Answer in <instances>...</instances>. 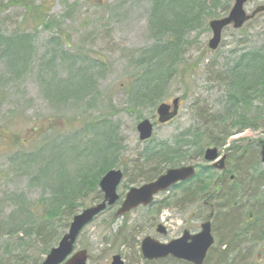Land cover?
<instances>
[{"label": "rangeland", "instance_id": "374dc122", "mask_svg": "<svg viewBox=\"0 0 264 264\" xmlns=\"http://www.w3.org/2000/svg\"><path fill=\"white\" fill-rule=\"evenodd\" d=\"M202 2L209 9H214L212 3L216 2L229 7L224 13L222 11L226 7L223 5L217 8L216 14L207 12L209 15L205 14L206 17L196 24V29L182 32L184 39L176 42L181 55L176 70L174 68L170 76L165 65L154 62L149 66L152 73L163 70L165 85L157 91V96L142 98L144 105L135 107L128 92L132 88L137 92L138 86L143 87V82L134 78L138 75L143 77L144 70L138 66L140 56L159 42L155 27L151 25L153 0H26V3L23 0H0V32L7 36L22 32L34 35L30 43L33 55L27 68L19 64V68L16 65L18 71L11 69L7 59L3 58L4 49H0V223H7L0 231V264H12L9 262L12 258L4 254L7 253V245L16 247L11 251L17 259V254L27 251V244L32 241L33 235L23 233L25 230L20 229L18 234L10 233L14 227L11 221L8 223V217L21 210V202L31 205L36 218L41 220L44 208L39 201L42 185L33 181L32 173L38 168L31 162L38 149L44 145L52 146L53 139L64 141L69 147V150L66 148L69 151L66 161L70 163L72 153L79 154V150L71 149L72 144L91 151L97 144L109 143L106 136H101L105 131L102 127L105 117L111 128L107 136L112 146L116 143L120 148L116 159L114 156L108 159L117 163L118 168L123 166L122 158L125 160L123 164H128L127 173L118 187L120 201L131 186L149 181L141 180L139 176L152 170L156 164L154 161L160 162L159 168L164 169L163 172L169 167L192 164L198 167L200 175L189 183L161 192L153 205L139 207L124 217L114 215L120 202L97 216L85 227L76 245L78 249H88L90 264H111L112 257L117 254L124 257L126 264H146L139 246L144 237L154 236L166 242L182 235L185 228L199 230L206 216L210 215L209 206L204 204V193L198 192L188 199L185 196L198 184H210L213 191L214 182L222 174L204 159V151L209 147H217L221 155H228L226 165L231 173L221 185L218 199L213 202L216 212L212 231L216 243L205 264H250L255 258L258 264H264V240H257V230L250 226V222L257 219L254 216L258 210H252L253 216L248 219L250 209L264 201V182H248L253 179L248 180L249 177L257 176L255 170H264L260 153L264 141V99L253 98V105L245 112L252 125L242 132H236L234 121L237 113L242 111L236 108L229 111L231 104L227 100L233 89L231 81L237 79L232 69L241 59L243 71L237 72L239 79L252 76L247 80L252 82L264 73V57L255 64L253 59L250 60L252 53L260 57L264 53V11L239 29L229 25L222 33L218 49L213 50L208 46L213 37L208 22L227 16L235 2ZM260 4H264V0H249L245 9L249 12ZM210 13L213 14L210 16ZM170 40L173 42L177 38ZM56 54L58 57L52 60ZM243 54L249 56L243 58ZM78 71L90 74L89 94L58 96L54 89L57 86L64 91L74 86L73 93L78 92L75 85L79 81L76 79ZM254 71L258 74L256 77ZM259 81L264 82V77ZM81 89L88 91L83 86ZM255 91L250 89L252 97L257 96ZM177 96L180 98L178 117L166 124L159 123L158 105L170 103ZM145 118L156 127L154 137L142 142L136 125ZM194 132L206 140L205 143L201 141L202 147L191 144L195 137L191 133ZM226 132L233 134L222 143ZM162 145L169 146L168 150L182 148L184 160L168 165L158 158V154L151 155L156 160L147 162L144 154L147 148ZM237 146L242 149L247 146V165L242 170L237 165ZM200 152L202 156H199ZM39 163L40 160L36 162ZM131 175L138 180L136 183L129 180ZM230 175L238 177L236 185H231ZM228 192L236 198L235 205L239 210V220L230 228L232 233H242V229L248 227L252 231L240 236L238 241L241 245L227 260H222L218 256L222 251L220 239H223L218 217L228 214L233 205L232 200L224 204ZM182 198L184 201L180 200ZM78 202L81 205L77 206V212H80L98 200L88 193ZM161 223L166 226L167 234L157 232ZM64 227L57 229L58 237H55L53 246L69 228ZM36 242L38 246L29 249V262L43 260L45 256L41 255V242Z\"/></svg>", "mask_w": 264, "mask_h": 264}, {"label": "trees", "instance_id": "16d2710c", "mask_svg": "<svg viewBox=\"0 0 264 264\" xmlns=\"http://www.w3.org/2000/svg\"><path fill=\"white\" fill-rule=\"evenodd\" d=\"M23 1L24 3H26V0ZM153 1L154 8L152 9L151 13V25L153 24V26L155 27L156 38L159 42L153 46L152 50L144 51L140 56L141 62L138 64V66L141 67L142 71L144 70L143 77L138 75L134 78L136 79V81L141 80L143 82V87L138 86L137 92H133L134 88H132L133 90L129 89L128 92L135 107L144 105L142 102V98L144 100V98L157 96L159 94V92L157 91L162 89L165 85L164 83L166 81V78L162 80L163 76L165 75L163 74V72H161L163 70L158 69L157 72L152 73V71L148 69L149 66L154 64V62H158L161 65H165L166 70H169L168 75L170 76L172 72H174V68L176 70V65L179 62L178 58L181 55V52L179 51L180 48L176 45V42L184 39L182 32H185V30L196 29V24L203 18H205L206 15H209L207 12H214L216 14L217 8L223 5L220 2H216L214 4L212 3L214 9H209L208 6H206L205 8V3H203L202 0ZM223 6H225L226 8H224L222 12H227L229 5L226 4ZM211 14L213 13H210V16ZM168 38H177V40L172 42ZM33 39L34 35L31 36L30 34L25 32H22V34L18 35L11 34V36H7L0 32V49H4L3 58L7 59V62L11 69L18 71L20 65L26 68L30 66V59L33 55V48L30 43L33 41ZM58 55L59 54H56L54 57H52V60H55ZM242 56L243 58H246V56L249 55L243 54ZM250 57V60H254V64L259 63L258 61L262 60L261 58L264 57V53L261 57L260 55L256 56L254 55V53H252ZM15 61H19V63L17 64L15 63ZM241 63L242 59L239 64L237 63V66H234L235 69H232V74H234V77H236L237 79L236 81H231V85L233 86L234 90H231V93L228 95L227 99L231 104L229 111L235 110L233 108H236L237 111H242L237 113L234 120L236 124V132H242L248 126L252 125V122H249L247 120L245 112L248 111V107L253 105V98H259L262 100L264 99V82L259 81V79H263L264 73L260 77V75H258L254 71V77H256L257 75L258 76L257 80L254 79L252 82L247 81L249 78H252V76L248 78L241 76V78L239 79V76H237V72L243 71V67L242 65H240ZM16 65L18 66V68L16 67ZM247 66L252 67L249 66V64ZM88 73L89 72L83 71H78V73H76V79L80 81L75 84L78 86L76 89L78 90L77 93H73L74 86H69L70 90L68 91L67 87V89L65 90L66 92L61 87L57 86L54 87L57 95L67 97L68 95L69 97L70 95H78L77 97H80L81 95H88L90 91L88 85V79L90 74ZM20 75L21 74L19 73V76ZM168 75L166 76L168 77ZM234 83L235 85H233ZM82 86L88 91L81 89ZM253 88L256 90L255 92L257 93V96L255 97H252V95L250 94V89L253 90ZM108 123V119L106 117L105 119L103 118L102 127L105 129V131L102 133L101 136H106V139L109 141V143H104L101 146L97 144V146L93 147L91 151L87 149L83 150V147L79 149V147L72 144L71 149L75 148V150H79V154L77 155L72 153L70 163L66 161L67 154L69 152V147L64 141L53 139V142L51 143L52 146L48 147V145H44L43 147H40L38 149L31 162L34 163L32 164L33 166L38 168V170L32 173L33 181L37 182V184L40 183V185H42V192L40 194L39 201L44 204V208L41 212V215L40 213H37V215L41 216V220L36 218L31 205H26L25 202H21V210H19L18 213L14 212L15 214H11L8 217V223L9 221H11V223H13L12 227H14L13 229H11V235H13L14 233H20L18 232L20 229L25 230L23 231V233L28 234L29 236H31V234L33 235V237L31 238L32 241L27 244V251H24L25 249H22V251H24V253L22 254L19 250L20 252L16 256L18 257L17 259L12 255L13 251H11L13 248L16 247L7 245L5 249L7 253L4 254H8L9 258H12L9 262H12V264H40L42 262V259H39L40 261H35L32 259L34 262H29L28 259V257H30L29 249L34 248L32 246H38V243L36 241L41 242V255H46L53 247L55 237H58L57 229L63 226H69V223L73 219L74 214L77 213V206L81 205L78 202L79 199H84V196H87L88 193H91L93 196H95L98 201L103 199V193L100 191L99 188V180L107 170L117 166V163H112L108 158L110 156H114V159H116L120 151V148H117L118 146L116 143L112 146L111 139L109 138V136H107L108 131H110L111 129L110 127H108ZM191 134L193 135V137L195 136L194 140L192 141L193 143L191 144L194 146L202 147L201 141L205 143L206 140H204L202 136H200L196 132ZM232 134V132H226L222 143L226 141L227 137L232 136ZM168 147L169 146L164 145L158 148L148 147L147 150L144 152L146 158H148L147 162H150V160L153 159L151 158V155L158 154L160 156L158 158L163 159V163H168V165H176V163H179L182 159L184 160L185 154L183 153L185 152L181 150L182 148L173 147L172 149L168 150ZM245 147L246 148L242 149L237 146L235 150V154H238L239 157L237 162V165H240V167L238 168L239 170H242L243 167H246L247 165V152H245L247 146ZM162 148H166L165 151L161 150ZM199 156H202V152L199 153ZM176 157L178 159H176ZM38 160H40L41 164H36ZM153 160H156V158ZM175 160L178 161L175 162ZM121 162L123 164V161ZM154 163L156 164L153 166L152 170L148 171V173L145 175L142 174L141 176H139L141 180H152L164 171V169L159 168L160 162L158 163V161H154ZM127 168L128 164L125 169V174L127 173ZM255 172H257L255 174L257 176L249 177L248 180H250V178L253 179L248 182H256L257 180L264 182V170H255ZM230 173L231 169L229 167L224 170L222 174L224 179H217L214 182L213 191L210 188V184L206 186L202 184L193 186L191 190H189L190 192H188L189 195L185 196V199L190 198L192 195L197 194L198 192L204 193V204L209 206L210 212L213 211L214 219L216 209L213 205V202L214 200L218 199L217 195H219L222 189L221 185L226 181V179L228 178L227 175ZM199 175L200 174L198 173L196 175V178H199ZM247 175L249 176L250 174L248 173ZM129 180L132 181V183H136L138 181L133 175L130 176ZM229 180L232 183L231 185H236L238 177L230 175ZM226 198L227 199H225L224 204L232 200L233 205L230 208V211H228V214L218 217L220 218L218 225L223 236V239H220L222 251L218 252V256L219 258L221 257L222 260H227L228 256L234 253V250L237 249L239 245H241V241H238L240 236H245L249 233V230L252 231L248 227L247 229H242V233H239L237 231L235 232V234L232 233V227L234 225L236 226L239 220L237 219L239 210L236 208L235 205V197H232V195L228 192V196H226ZM180 200L184 201L183 198ZM252 210H258V212L254 216L257 219H255V221L250 222V226L252 228H256V236L258 237L256 238L257 240L259 239L262 241L264 240V201L258 202L257 206L253 207V209H250V211L248 212V219L253 216L254 211ZM4 222L6 221H1L0 223V231H2L3 225H7V223ZM22 226H24V228ZM212 248L208 251V255ZM164 262H167L168 264H190L186 261H180L172 257L152 261L145 260L146 264H160ZM250 264H258V262H256V258L252 260Z\"/></svg>", "mask_w": 264, "mask_h": 264}, {"label": "water", "instance_id": "95a60500", "mask_svg": "<svg viewBox=\"0 0 264 264\" xmlns=\"http://www.w3.org/2000/svg\"><path fill=\"white\" fill-rule=\"evenodd\" d=\"M234 5L229 11L228 16L213 19L209 22L213 32V37L209 40L208 46L216 50L222 39V31L228 25L233 24L236 29L242 27L246 21L254 17L260 11H264V4L256 7L252 12H246L245 5L248 0H235ZM173 105L170 103H161L157 108L160 123L178 116L179 97L173 99ZM1 129V125H0ZM139 137L146 140L152 137L154 125L151 120L145 118L137 124ZM262 162L264 163V141L261 148ZM205 159L212 162V166L223 169L227 155L220 157L217 147L207 148L205 150ZM125 161V160H124ZM196 174V167L180 166L170 167L165 173L159 175L156 180L149 181L138 187H131L118 208L116 214L124 215L128 211L138 208L140 205L148 206L154 203V196L161 191H166L170 187L181 183V181L191 180ZM124 172L119 168L108 170L101 178L100 189L104 193V199L96 203L94 206L86 207L80 213L74 215L69 230L64 234L60 242L51 248L50 252L44 257L42 264H90L88 249L75 250V244L79 234L84 230L87 224L91 223L98 214L105 211L108 205H115L119 193L118 185L122 182ZM213 212L209 218L201 225V229L195 233H191L188 229L183 231V235L174 238L169 242H160L153 236H146L141 241L142 255L147 260L162 259L163 257H176L177 259L186 260L192 264H204L208 250L214 245V236L212 231ZM158 232L165 233L166 229L161 224ZM111 264H125L120 254L114 255Z\"/></svg>", "mask_w": 264, "mask_h": 264}, {"label": "flooded vegetation", "instance_id": "af4514ba", "mask_svg": "<svg viewBox=\"0 0 264 264\" xmlns=\"http://www.w3.org/2000/svg\"><path fill=\"white\" fill-rule=\"evenodd\" d=\"M188 229H189V228H188ZM191 232H193V233H194L195 231H192V230H191ZM180 236H181V235H180ZM178 237H179V236H178Z\"/></svg>", "mask_w": 264, "mask_h": 264}]
</instances>
